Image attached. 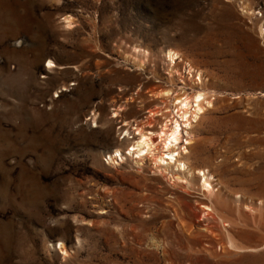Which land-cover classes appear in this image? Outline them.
<instances>
[{"label": "rangeland", "instance_id": "374dc122", "mask_svg": "<svg viewBox=\"0 0 264 264\" xmlns=\"http://www.w3.org/2000/svg\"><path fill=\"white\" fill-rule=\"evenodd\" d=\"M0 264H264V0H0Z\"/></svg>", "mask_w": 264, "mask_h": 264}, {"label": "bare ground", "instance_id": "6f19581e", "mask_svg": "<svg viewBox=\"0 0 264 264\" xmlns=\"http://www.w3.org/2000/svg\"><path fill=\"white\" fill-rule=\"evenodd\" d=\"M175 54V52L170 51L168 53V56L173 59ZM189 98L184 97V99L180 101V109H183V112L180 116L182 118L183 123L175 119L171 122L170 126L163 127L162 130L158 132L159 136L161 137L160 155H157L155 153V150H157V145L153 143V138L151 139V136L154 135L153 132H144L143 130L138 129V133H135L137 137H134L136 138V140L133 141L131 149L130 146L128 148L133 154L134 158H137L138 160H143L144 158L149 157L150 160L154 161L155 164H157V167H159L160 165H164L165 170L171 168L172 166H177L178 168L182 167L185 170L187 169L189 173H192L191 167H189L188 164L185 163L186 161L184 162L181 159L182 154L188 152L187 145L190 144L189 137L185 138L184 142V130L191 137L190 129L192 122L196 121V119L201 116L204 110L208 108L211 103L209 100H207L208 98L206 99L204 92H197L191 98L193 104H195V107L192 112L190 111L191 113L189 115H186L187 109L185 110V108L187 107L188 103H190V101L188 102ZM127 130L129 131L130 129ZM180 141H183L184 144L178 145ZM115 152L116 154H119V156H121L122 158V153H120L121 151L119 149H117ZM198 172L202 175V186L205 190L210 191L212 189V181L210 182V178L208 177L211 176L201 169H199Z\"/></svg>", "mask_w": 264, "mask_h": 264}]
</instances>
